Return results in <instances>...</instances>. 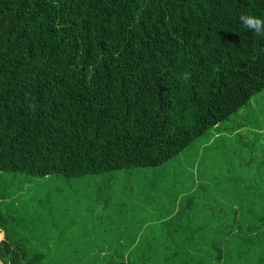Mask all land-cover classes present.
Masks as SVG:
<instances>
[{
  "label": "trees",
  "instance_id": "1",
  "mask_svg": "<svg viewBox=\"0 0 264 264\" xmlns=\"http://www.w3.org/2000/svg\"><path fill=\"white\" fill-rule=\"evenodd\" d=\"M242 13L264 18V0H0V173L77 180L166 164L264 89V38ZM257 169L199 211L183 196L191 208L134 228L133 246L56 261L3 242L1 264H264Z\"/></svg>",
  "mask_w": 264,
  "mask_h": 264
},
{
  "label": "crops",
  "instance_id": "2",
  "mask_svg": "<svg viewBox=\"0 0 264 264\" xmlns=\"http://www.w3.org/2000/svg\"><path fill=\"white\" fill-rule=\"evenodd\" d=\"M200 161L196 159L193 165V177L188 182L193 185L187 187L188 192L172 193L173 198L162 199L156 205L146 203L153 199L148 192L172 189L181 174L159 167L119 170L77 180L54 175L34 180L0 173V245L5 242L16 251L23 246L44 247V254L56 261L80 260L72 258L83 252L78 248L133 246L135 215L143 216L137 220L143 223L152 222L154 216L157 219L153 222L160 224L178 216L183 206L191 208V204L182 205V197L194 194L199 177L206 175L200 170ZM169 199H173L172 206ZM158 204L171 208L157 209ZM71 214L72 221H67L65 216ZM146 227H137L139 235ZM94 253L90 250L88 256Z\"/></svg>",
  "mask_w": 264,
  "mask_h": 264
},
{
  "label": "rangeland",
  "instance_id": "3",
  "mask_svg": "<svg viewBox=\"0 0 264 264\" xmlns=\"http://www.w3.org/2000/svg\"><path fill=\"white\" fill-rule=\"evenodd\" d=\"M196 159H201L200 170L206 172V175L199 177L201 181L196 185L194 191L192 210L195 212L203 208L204 204L213 197L228 195L236 184H241L235 183L236 180L249 178L251 174L258 170L257 167L260 161H264V89L252 96L249 102L237 112L221 121L217 127L205 132L179 155L160 166L159 168H165L178 176L181 174L182 177L175 179L171 191L167 192L164 189L157 188L148 192V195L153 196V199L147 200L146 203L150 204L152 202L156 205L157 202L164 201H162L164 198H161L164 196L163 192L172 194L193 185L188 182L193 177L191 171H193L192 168ZM156 168L158 167L149 168V170ZM214 173H218L219 176ZM13 175L26 176L23 174ZM29 178L34 177L29 176ZM183 178L186 181H183ZM34 180L36 179L34 178ZM19 187L23 188V184H20ZM158 205L157 209L161 210L171 208L166 205ZM135 209L138 208L135 207ZM142 217L141 215L134 216L135 221L132 222L134 228L147 224L137 221ZM154 218L156 217L152 216L151 219ZM128 224L131 223L128 222ZM150 224L156 223L150 222Z\"/></svg>",
  "mask_w": 264,
  "mask_h": 264
},
{
  "label": "clouds",
  "instance_id": "4",
  "mask_svg": "<svg viewBox=\"0 0 264 264\" xmlns=\"http://www.w3.org/2000/svg\"><path fill=\"white\" fill-rule=\"evenodd\" d=\"M239 22L243 28L254 33L255 35L264 38V18L256 17L254 15H248L242 13L239 16ZM192 78V73L185 71L180 74L179 79L182 81H190Z\"/></svg>",
  "mask_w": 264,
  "mask_h": 264
}]
</instances>
